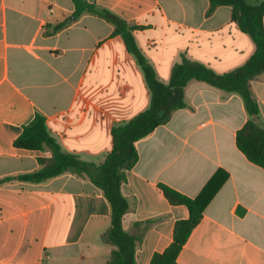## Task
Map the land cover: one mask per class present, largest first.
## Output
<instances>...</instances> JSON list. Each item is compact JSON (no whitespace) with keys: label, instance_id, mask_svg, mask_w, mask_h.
<instances>
[{"label":"crops","instance_id":"0c3cea01","mask_svg":"<svg viewBox=\"0 0 264 264\" xmlns=\"http://www.w3.org/2000/svg\"><path fill=\"white\" fill-rule=\"evenodd\" d=\"M87 1L136 27L135 44L163 84L182 56L222 74L255 49L229 6L208 15V0ZM73 13L71 0H0V264H106L114 249L104 240L110 206L87 177L2 181L51 157L13 145L35 114L63 151L97 167L112 148V128L149 107L143 72L113 25ZM250 87L264 126V72ZM184 102L135 143L137 162L120 187L128 204L122 228L138 238L135 264H150L188 216L158 185L195 198L210 181L219 187L177 263L264 264V169L235 144L248 119L243 101L191 80Z\"/></svg>","mask_w":264,"mask_h":264},{"label":"trees","instance_id":"16d2710c","mask_svg":"<svg viewBox=\"0 0 264 264\" xmlns=\"http://www.w3.org/2000/svg\"><path fill=\"white\" fill-rule=\"evenodd\" d=\"M71 2L75 17L83 13L93 14L113 25V35L121 36L127 51L133 54L143 72L150 92L149 107L129 121L112 128V148L103 163L97 167L82 161L77 155L63 151L49 134L45 118L35 114L33 119L23 126L13 145L25 150H49L51 157L38 159L40 167L33 172L5 177L2 181L17 180L35 184L63 173L87 177L102 191L110 206V228L104 240L111 242L114 249L106 264H135V245L138 238L122 228V219L128 204L121 194L120 187L125 181L126 172L137 162L135 143L158 126L166 124L174 111L185 106L184 88L189 81L203 82L241 97L248 119L236 132L235 144L249 162L264 169V126L259 119L258 105L250 87L251 81L264 72V0H208V15L220 6L230 7L231 20L251 38L255 46L254 52L241 66L222 74L182 56L172 67L167 84L157 79L153 68L136 46L132 35L135 26L128 25L117 15L106 9H99L87 0ZM62 26L63 24H60L55 29L58 30ZM92 168H96L98 174L92 173ZM219 184L215 185L210 181L195 198H189L164 184L158 185L167 202L173 206H184L188 216L175 222L171 243L163 252L154 253L150 264H178L176 260L181 248L200 222L202 212Z\"/></svg>","mask_w":264,"mask_h":264}]
</instances>
